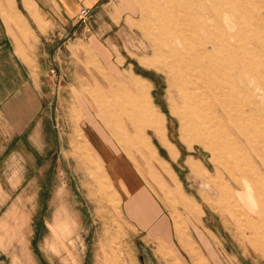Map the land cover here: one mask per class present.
Returning <instances> with one entry per match:
<instances>
[{
    "label": "rangeland",
    "instance_id": "1",
    "mask_svg": "<svg viewBox=\"0 0 264 264\" xmlns=\"http://www.w3.org/2000/svg\"><path fill=\"white\" fill-rule=\"evenodd\" d=\"M47 28L20 54L51 145L0 148V264H264V0Z\"/></svg>",
    "mask_w": 264,
    "mask_h": 264
},
{
    "label": "crops",
    "instance_id": "2",
    "mask_svg": "<svg viewBox=\"0 0 264 264\" xmlns=\"http://www.w3.org/2000/svg\"><path fill=\"white\" fill-rule=\"evenodd\" d=\"M105 2L0 0V148L29 149L51 145L48 141L50 101L45 82L35 77L20 54L25 50L32 52L31 43H28L30 37L33 45L35 36L45 34L48 22L75 23L81 17L83 7H88L93 16ZM20 43L26 48L21 49ZM51 70L55 72V69ZM84 129L88 142L102 156V148L96 146L95 131L89 126ZM27 157L31 159L29 153ZM8 212L14 213V206Z\"/></svg>",
    "mask_w": 264,
    "mask_h": 264
},
{
    "label": "built area",
    "instance_id": "3",
    "mask_svg": "<svg viewBox=\"0 0 264 264\" xmlns=\"http://www.w3.org/2000/svg\"><path fill=\"white\" fill-rule=\"evenodd\" d=\"M81 17H86L90 14V9L88 7H83L80 11Z\"/></svg>",
    "mask_w": 264,
    "mask_h": 264
}]
</instances>
